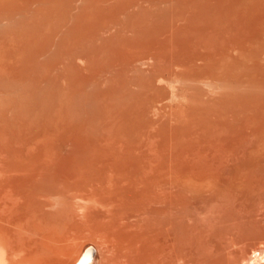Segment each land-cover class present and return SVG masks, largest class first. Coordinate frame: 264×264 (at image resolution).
<instances>
[{
  "label": "rangeland",
  "instance_id": "1",
  "mask_svg": "<svg viewBox=\"0 0 264 264\" xmlns=\"http://www.w3.org/2000/svg\"><path fill=\"white\" fill-rule=\"evenodd\" d=\"M260 5L261 7H263L261 8ZM247 9H249L250 11H247ZM263 22L264 0H1L0 43L1 46L3 43L4 47L0 46V51L2 50L0 55L4 57V50H6L7 46L8 50L5 51L6 59L5 57L4 59L6 61H4L3 57L0 56V58H2L0 59V63L2 67L3 60L6 64V67L4 68H7V66H9L10 68L8 67L6 71L3 67L0 69V73L2 76H0V94L2 95L3 93H9V95H3L7 98L8 96L16 97L15 100H17L18 103H15V101L11 98L10 100H13L14 103L6 100L9 103H12L9 104L10 106L16 104L14 106L15 108L13 107L16 111L21 110H17V106H19V101L21 99L22 100L20 102L23 103V100H26L29 103V101H33L38 98L34 101L35 103H37V108L35 107V105L31 107L30 102L29 107L31 109L34 107V109H38L36 112H33V109V113L31 114H29V111L27 112V110L25 109L26 113L25 111L23 112L25 114L22 113L23 115H16V112L14 111V109H12V106L10 108L5 107L8 105V102L6 103L7 105H5L4 102L5 109L2 110L0 107V116L2 115L1 111H3L4 114L6 113V115L3 114V116H5L4 120L3 116L0 117L3 120L0 121L1 162H4V158L5 161H7L6 158H8L9 160H11L10 158H13V160H18L17 158H19L20 160L29 159L30 161L34 158H46L49 156L54 158L53 161L57 160L60 162L61 160L63 164L68 163L69 166V162H71L73 163L72 166L75 167L78 164L79 166L81 163L84 164L88 160L92 159L93 161V158H102V156L108 158L118 157L121 159H124L123 157H126V160L132 159L134 160V162H136V159L139 161V158L140 160L147 158L149 162V158H156L157 156L163 157V155L165 157L166 155L171 157L177 156L179 159H183V162L185 159H189L191 160V166H194L192 165L194 164V162L199 161L198 164L196 163L198 165V170L194 169V171H197L198 173H200L199 171L203 173L206 172V175H211L208 178H210L212 182V179L214 178L215 181L217 180L219 183L218 184L217 182H213L215 188L213 184V186L211 185V181H209L208 178V180H206V178L204 177L202 178L206 180L210 184V186H212V191L215 192L219 188H222V191L220 190L214 193L211 191V188L210 190L206 188L207 190L203 189V193L201 192L199 195H197L196 193V197L193 195L196 191L193 190L191 191V194H185L186 197L189 195V198L183 197L184 194L181 195L183 191L182 193L179 191L181 194H177L179 195L177 198H181L182 200L180 201H188L190 203L189 205L187 203V205H184L183 203L184 206L182 205V203H180L181 207L179 208V210L172 209L169 213L173 217H168L170 215L169 213V215L166 213L165 215L164 213H157L155 215L156 219H150V222H146V220L148 219H143V217H141L140 219H138L139 222L141 220L140 223H138L137 220L136 223H134L135 225L133 224L130 227L135 226V230L137 229V231L146 232L149 227L153 228V230L155 226L156 228H158L157 225H160V220H164V218L166 219L165 221L167 222L166 225L168 228L170 227V221L171 223L173 221L174 225L171 224L172 227H170L169 230L162 229V231L158 233L159 230L155 228L158 234H165L169 232L171 238L175 237V241L173 238L171 239V249L169 248V251L171 252H167L166 250L167 259L170 258V256L173 257L170 254L174 255V258L172 259H175L178 254H186L183 256L179 255V257H183L184 259H187L188 257L189 260H187L189 262L191 261L195 264H201V259H205L207 254V256H209L210 253L214 251L210 250L211 252H209V248L214 249L215 247H219V249H221L222 247H224V245L226 246V244H228L226 247H224L226 248L224 251L228 250V246L229 244L231 245V243L229 242V238L226 233L227 231L232 232L230 231L232 229H234L233 231L238 230L236 233L242 231V228L244 226L242 225L244 224L243 221H246L244 217L247 218V216L253 215L251 216V219L248 217L249 221L245 222L248 223L247 225H250V231L251 227L252 230H255L256 227L260 229L264 227V172L263 170H261L262 173H260L261 171L259 170V166H257L259 167L258 169L256 168V165L260 164V166L262 167L263 165L261 163L264 164V127H262L264 126V90H262V84H264V74H262L264 73ZM255 27H258L259 30L255 29ZM248 30H250V32ZM256 30L260 32L259 35ZM238 34H240V36ZM255 34L258 36H260L261 34L262 36L258 37ZM254 38L256 41L254 40ZM241 41L243 44L241 43ZM239 43L241 45H238ZM237 46H241V48L237 49ZM257 47L258 49H256ZM251 50L254 51L252 52ZM249 52L251 53L249 54ZM238 53L239 55H237ZM221 58L226 59L224 60L225 63L224 61H220V63H218ZM230 59L234 60L232 61L234 67V64H237L238 62L236 63V61H239V59L241 62L239 63L243 65L247 64L246 61L251 60V63L248 61L250 67L254 62L256 63H254V67L251 68L246 66L244 67L242 65H240L239 69L233 68L230 73H233V75L229 76V70L231 69L230 66L233 67L230 64ZM226 61L230 63L228 64V62ZM256 64H258V66L260 64L261 67L259 66V70L256 69L255 72L252 71V68H254V70L255 66L256 68H258ZM247 68L251 71L247 70ZM11 69L12 73L10 72L9 75H16L14 78L13 76L9 77L8 73L6 74L7 70L11 71ZM225 72H228V74H226ZM220 73L223 75H221ZM224 73L226 75L225 78L229 76L228 79H233L226 80L223 77ZM3 74L6 75L4 77H8V79L12 78L13 81L12 79L8 80L7 78H4ZM247 74H254L255 76H253V78ZM245 75L248 77V80H250L251 78L257 79V81L254 80V82L259 83L260 89L258 86V88L256 87V89H259V91L254 88L247 87L245 80L241 81L242 84L244 83L243 85L240 83L241 85L239 84L237 86V79L243 80L245 79ZM221 77L224 79H221ZM229 81H233L234 84L236 82V86L231 82L230 86ZM222 83H224L225 85H222ZM257 83L255 84V86L258 85ZM226 84L227 86H229L226 87ZM230 87H233V89ZM248 88H251L252 90L250 91L252 92L246 93L249 94L247 95L249 97L246 99H252L251 101L254 105L251 104V107L247 109V107L250 106L248 104V106L244 109L242 108L243 105H246L248 102L246 101V99H243L245 100L244 102H247L246 104H244L241 97H243L245 94L243 96L240 95L245 93L243 89L248 90ZM250 94L252 95V97L250 96ZM3 95L2 98L5 99ZM17 97L18 99L19 97L21 99L18 100ZM239 97L241 99L240 102H242L243 105L238 104L237 101L239 100L233 101L231 99H237ZM229 101L233 102L231 103ZM1 104L2 103L0 101V105ZM240 106L241 108H239ZM10 109H12L11 112ZM28 110L30 109L28 108ZM59 115H61V117ZM15 119L16 121L14 122L13 120ZM5 120H7L6 124L2 125V122L5 123ZM5 125L7 126V128ZM55 156H57V158ZM145 159L142 161L144 162ZM49 160H51V158H49ZM186 163L185 165H188L187 167H189L187 168V171H189V169L191 168L190 163ZM250 165H253V167L255 165L254 168H251V171H254L252 169L256 168V171L258 170V174H256V172L250 174V169H247L248 167L250 168ZM56 168L57 169L49 168L50 170L48 169L49 171L44 174L46 177L42 175L47 181L45 179H42V176V178L36 181V184L38 181H41L38 182V186L36 185L37 189L40 190L42 188L41 190H43L44 188V191L45 189L47 191L50 190L48 191L49 193L51 192L52 194L56 195V193L54 192H61L62 189H65L61 188L63 187L62 185L64 183V187H67L68 182H73V180H75H71L72 178L70 176V179H67L71 181L67 180L65 178L67 177V175H65V177H62V172H65L63 170L65 168ZM60 168L61 173L60 170L58 172V169ZM53 170H57V172ZM70 171L71 169L67 170L66 172L70 173ZM194 171L191 170L188 174L190 175V172ZM197 172L191 173L192 176H190L193 177V175ZM258 175L260 177H258ZM250 177L253 181L256 182H251L252 180ZM253 178H255V180ZM249 180L255 186V188L258 184L260 185H258L259 187H262H257L256 191H252L253 189L250 187L254 188V186L249 182ZM248 182L250 185L247 184ZM92 185H94V187L102 186L104 188L103 190H100L102 187L99 188L100 193L97 192L98 188L95 189L97 193L95 195V198H91V195L87 196L89 199L87 198L83 200H80L79 198H74L73 200L72 198V203L69 200L70 196L68 199L67 195L69 194L65 193L68 189H65L66 191L64 190V193L62 194L61 192V194L63 196H65L66 194L65 197H67L69 201L66 198L63 199L62 195V200L60 201L58 199L60 198V192L56 195H59V197L57 198L58 200L54 199L56 197L55 195L53 196L50 193L54 197L52 198V196L49 194L52 199L50 198L49 205L46 207L45 212L47 213H44L45 218H42V220H44L42 222L43 225L47 220V217L48 219L50 218L49 221L53 219L49 217L52 215L50 213L54 212L55 214H57V217L59 216L58 220L56 219V216V218H54L55 220H52V223H55L57 225V221L61 219V221H63L64 214H66V212L68 211L66 216L68 217V213H70L68 217L69 220L68 218L66 220H68L67 222H69L71 218V223L75 224L76 227L71 230V223L68 224L70 226L69 229L71 232L69 234L67 231L69 236L67 238V241H63L65 242V246H62L59 249L60 254L64 251L61 255L59 253H56V255H54V253L50 255L48 254V256L44 253L42 255V257L47 256V261L45 258L46 264H51L53 262L55 264V261L58 259H56V256L59 257V261L63 260L60 262V264H65L63 262H67L68 259L66 258L74 253L73 248H75V245H77L78 243L86 244L85 247L88 248L87 250L92 251L90 259L85 264H89L90 261L91 264H101L103 262V258L106 256V248H108V244L104 242L105 240L101 237L103 235V231L101 232V229H98L96 232L94 231L95 233L93 234L92 228L98 225L101 226L102 224L103 227L100 228H102L104 232L108 233L110 232V230L111 232H113L115 229H118V217H120L119 214L122 213V210H120V212L118 208H111V211L113 213L111 214L112 216L110 215L109 217L110 209L108 210V212L107 207H104L105 209L103 210V207H100L97 201L96 204L94 203L95 200H97L96 197H100L99 194H104L102 199L103 201H109V195L111 197L113 194H115L114 197H111V199L115 198L116 194L118 196V189H116L117 191L115 192V188L117 187L112 186L107 188L106 185L99 186L98 183L97 185L95 183H93ZM216 186H218L219 188L217 187L216 189ZM239 186L241 187V189L239 188ZM89 187H87L88 192H92V190L94 189L91 190L90 185ZM223 187L224 189L232 188L233 190H229L231 191V195H229V192L226 193V191L223 193ZM188 190L189 188L186 189V193ZM85 192L87 191L85 190ZM197 192L200 191L198 190ZM220 192H222L223 195H219L218 193ZM204 193H208V195L213 196L212 199L214 200L215 198V200L213 201L211 197H207L208 195ZM86 194L88 195V193ZM202 194H204V196H202ZM218 196L224 198L223 200L220 198V201L222 202L218 200ZM235 196H237V199L235 198ZM104 197L107 199H104ZM216 198L219 205H217L216 203ZM75 199L76 201L80 202H74ZM185 199L188 200L185 201ZM189 199L191 200L189 201ZM225 199L228 200L226 201ZM204 200L205 202H203ZM6 201L10 202L12 201V199H7ZM60 202L63 205L65 204V206L60 204ZM69 202L71 203V205ZM210 202H212L213 204H210ZM57 203H59V205H57ZM66 203H69V205ZM77 203H79V205ZM92 203L94 206H91ZM145 204L146 203H143L141 206H139V208L143 207L144 210V208H150V206L152 207L153 205L149 204L148 206L147 204L146 206ZM214 204L217 206H214ZM81 205L83 207H80ZM207 206L212 207H210L211 209L209 210V207L208 209H206ZM48 207H50V210L52 211L48 209V212ZM62 207H65V209L69 208L72 213L68 209L65 211ZM213 207H215L216 209H214ZM228 207L229 210L227 209ZM70 208H74V210ZM55 209H58V211ZM116 209L119 212L116 211ZM140 209L142 210V208ZM183 209H186L187 211ZM190 209L194 211V213L190 212ZM222 209H226L228 213L226 211L225 212L229 216V212H231L230 210H232V217L230 216V218L229 216L225 215L223 212L224 210L222 211ZM211 210H217L215 211L217 214L215 212L213 214ZM240 210L242 211V213ZM245 210H250V212L247 211L246 215ZM64 211L65 213H63ZM74 211L77 212L75 213ZM236 211H239L240 214ZM117 212L119 213L118 216L116 214ZM199 212V217H197V214L195 213ZM48 213L49 215L47 216ZM58 213H62L61 216L58 215ZM103 213L105 214L103 215ZM222 213L226 217L224 215L222 216ZM55 214H53V216ZM72 214L74 215V219L72 218ZM101 214L104 217H102L103 219L101 218ZM107 214L108 217L106 216ZM205 214H207V216ZM208 214L210 215L208 216ZM200 215H202L203 218H200ZM259 215L260 218L258 217ZM160 216H162L163 218H160ZM216 216L218 217V219ZM207 217L210 219V221H212L211 224ZM236 217L243 218L244 220L241 222L239 220H236ZM157 218L159 219V222L155 223L154 221H157ZM175 218H178V220ZM190 218L192 219V221L194 218L195 220L191 222ZM167 219H170V221H167ZM214 219H217L218 222H216ZM107 220H111L110 226H113L111 228H115L114 230L110 228V226L108 225L109 222ZM181 220V223L184 222V224H188L186 225L188 229L192 227L190 229H194L195 231L193 230V233L191 234V231L189 230L188 236L185 233L184 235H182L181 230L184 229L182 227H185V225L182 224L183 226L180 227L181 223L178 222H180ZM229 220L231 222L233 221L232 223H235L233 224L234 226ZM49 221L48 224L46 222L47 225H49ZM106 221L107 223H104ZM142 221L143 226L141 227L143 229H141L140 227ZM165 221H162L164 223H161V225H164ZM203 221L207 224L205 225ZM207 221L209 222V224ZM238 221L239 223H237ZM113 222L117 223L115 227V223L114 225H112ZM219 222H221L223 225ZM83 223L85 224L84 227ZM86 223H89V226H93L90 224H94V226L91 228ZM150 223L154 224L155 226H151ZM251 223L253 225L255 224V226L253 227ZM146 224H149V227H147ZM47 225H45L46 228ZM53 225L54 224H52V226ZM60 225L62 226L63 224L60 223L59 226ZM68 225L65 226L64 223L65 228H68ZM212 225L214 227H212ZM240 225H242V228H239ZM105 226H109L108 228L110 229H106V231L104 229L106 228ZM196 226L198 230L200 228V230L203 231L201 232L203 233V236L206 234V239L203 236L201 237L208 242L206 241L205 243V241L201 238L204 243L202 241V243L200 242V244H198L199 242H196L197 244H194V241H199L200 239H196L195 236H192L197 232V235L199 237L200 231L198 232V230L195 229ZM55 227V225L54 227H51L50 223V229ZM60 227H58L59 229L56 228L58 230V232H56L58 234L59 232H62L60 234L62 235L64 234V231L66 232V229L60 230ZM62 227L61 229H63ZM144 227H146V230H144ZM42 228L45 227L43 226ZM49 228L47 229L48 231H50ZM216 228L219 229V231L223 230L222 233L217 232ZM94 229L96 228H93V230ZM244 230L246 231L247 229ZM174 231L175 233L179 234L175 235ZM183 231H185V229ZM211 231L217 232V235L220 233L219 237L217 235H214L215 233ZM247 231L249 232V230ZM257 231H259V229ZM45 232L47 231L45 230ZM260 232H262V234L264 233L263 231ZM96 233L100 234L99 237H101L102 240L98 237V235H96ZM211 233H213V235ZM233 233L235 232H232V234L229 233V235L234 238L236 237V239H240L238 238V235L242 234L243 231L238 235L236 233L233 235ZM189 234H191V236ZM221 234L226 239L223 237L221 238ZM258 234L260 235L259 232ZM179 235L182 237L186 236L187 238L189 236L192 238L194 237L196 240L194 238V241L193 239H187L188 241H190V244H188L189 242L187 243V240L185 238L183 239L182 237L180 238ZM208 235L211 237H209ZM248 235L250 237L251 232H249ZM256 236L254 235L253 237L256 238ZM177 237L180 238V240L183 239L184 242H186H181ZM249 237L246 236L247 240H252L253 237L251 236V239ZM257 237L259 238V236ZM39 238L40 236L38 235V239ZM215 238L217 241L215 240ZM219 238L222 239L219 240L220 243L218 242ZM77 239L80 240L78 241ZM223 239L226 242H224ZM75 240L78 241L76 242L77 244L74 243ZM191 241H193L194 243L192 242L193 244H191ZM209 242L211 245L214 244V246L216 244V246L214 247L212 245L211 247ZM18 243L20 244L22 242ZM177 243L178 245H180L179 249H177ZM181 243H183V245ZM207 244L209 245V247ZM189 245H192L191 248ZM193 246L195 247L192 248ZM196 248H200V251H198V249ZM203 248L204 252L201 251ZM34 250V248L29 247V249L25 250V255L23 254V252H21L22 254H19V258L24 257L29 253L37 254V252ZM70 250L71 252H69ZM172 250H174L175 253L178 252L177 250H180L181 253L179 251L175 254ZM196 250L201 254L195 253L197 252ZM221 250H223V248ZM103 252L105 253V255L103 254ZM258 253L259 252L253 254L252 256L255 257V255ZM202 254L203 257L201 256ZM198 256L199 258H197ZM209 257L206 258V262H210ZM58 260L56 261L57 264H59ZM176 260L178 261V256L177 259L173 261L176 262ZM103 264L105 263L103 262Z\"/></svg>",
  "mask_w": 264,
  "mask_h": 264
},
{
  "label": "bare ground",
  "instance_id": "2",
  "mask_svg": "<svg viewBox=\"0 0 264 264\" xmlns=\"http://www.w3.org/2000/svg\"><path fill=\"white\" fill-rule=\"evenodd\" d=\"M1 1V0H0ZM166 1V0H165ZM216 1V0H215ZM255 1V0H254ZM191 2V1H190ZM232 2V1H231ZM235 2V1H234ZM251 3V2H250ZM5 4V3H4ZM253 4V3H252ZM257 4H258V2H257ZM194 5V4H193ZM228 5V4H227ZM192 7V6H191ZM260 7H261V5H260ZM263 7V6H262ZM261 7V8H262ZM204 8V7H203ZM254 8V7H253ZM41 9V8H40ZM39 9V10H40ZM210 9V8H209ZM245 9V8H244ZM53 10H54V8H53ZM230 10V9H229ZM235 10V9H234ZM257 10V9H256ZM209 11V10H208ZM243 11V10H242ZM247 11H250L249 9H247ZM252 11V10H251ZM38 12V11H37ZM183 12V11H182ZM202 12V11H201ZM254 12V11H253ZM52 13V12H51ZM9 14V13H8ZM95 14V13H94ZM192 14V13H191ZM248 14V13H247ZM251 14V13H250ZM52 15V14H51ZM255 15V14H254ZM257 15V14H256ZM186 16V15H185ZM195 16V15H194ZM203 16V15H202ZM250 16V15H249ZM222 17V16H221ZM259 17V16H258ZM262 17V16H261ZM248 18H250V17H248ZM260 18V17H259ZM95 19V18H94ZM201 19V18H200ZM253 19V18H252ZM210 20V19H209ZM208 20V21H209ZM217 20V19H216ZM189 21V20H188ZM194 21V20H193ZM204 21V20H203ZM239 21V20H238ZM249 21V20H248ZM262 21V20H261ZM196 23V22H195ZM264 23V22H263ZM27 24V23H26ZM199 24V23H198ZM2 25V24H1ZM22 25V24H21ZM183 25V24H182ZM193 25V24H192ZM197 25V24H196ZM248 25H250V24H248ZM260 25V24H259ZM31 26V25H30ZM236 26V25H235ZM253 26V25H252ZM21 27V26H20ZM154 27V26H153ZM246 27V26H245ZM260 28V27H259ZM247 29V28H246ZM245 29V30H246ZM255 29H258V27H255ZM30 30V29H29ZM229 30V29H228ZM259 30V29H258ZM137 31V30H136ZM224 31V30H223ZM249 32H250V30H248ZM257 31V30H256ZM153 32V31H152ZM252 32H253V30H252ZM258 32V31H257ZM157 33V32H156ZM256 33V32H255ZM259 33L260 32H258V35H259ZM147 34V33H146ZM174 34V33H173ZM248 34V33H247ZM253 34V33H252ZM21 35V34H20ZM155 35V34H154ZM175 35V34H174ZM239 36H240V34H238ZM256 35V34H255ZM258 35H256V36H258ZM19 36V35H18ZM253 36V35H252ZM260 36H262L261 34H260ZM260 36H258V37H260ZM197 37V36H196ZM254 37V36H253ZM7 38V37H6ZM14 38V37H13ZM243 38H245V37H243ZM11 39V38H10ZM22 39V38H21ZM178 39V38H177ZM191 39V38H190ZM249 39H250V37H249ZM258 39V38H257ZM261 39V38H260ZM254 40H255V38H254ZM19 41V40H18ZM24 41V40H23ZM256 41V40H255ZM11 42H14V41H11ZM263 42V41H262ZM235 43V42H234ZM238 43V42H237ZM241 43H242V41H241ZM248 43V42H247ZM171 44V43H170ZM236 44V43H235ZM243 44V43H242ZM256 44V43H255ZM258 44V43H257ZM11 45V44H10ZM173 45V44H172ZM238 45H241L240 43L238 44ZM263 45V44H262ZM261 45V46H262ZM0 46H1V43H0ZM6 46V45H5ZM236 46V45H235ZM255 46V45H254ZM261 46H260V48H261ZM264 46V45H263ZM1 47H4L3 46V43H2V46ZM1 47H0V49H1ZM15 47V46H14ZM164 47V46H163ZM171 47V46H170ZM169 47V48H170ZM248 47H249V45H248ZM259 47V46H258ZM258 47L256 48V49H258ZM167 48V47H166ZM236 48V47H235ZM234 48V49H235ZM238 48H241V46L240 47H238L237 46V49ZM244 48V47H243ZM151 49V48H150ZM4 50V49H3ZM6 50H8V46L6 47ZM6 50H4V54H3V52H2V54L4 55V57H5V51ZM174 50V49H173ZM2 51V50H1ZM1 51H0V53H1ZM132 51V50H131ZM244 51V50H243ZM247 51V50H246ZM249 51V50H248ZM252 51V50H251ZM254 51V50H253ZM252 51V52H253ZM10 52V51H9ZM125 52V51H124ZM258 52V51H257ZM257 52H255V53H257ZM122 53V52H121ZM129 53V52H128ZM145 53V52H144ZM240 53V52H239ZM239 53L237 54V55H239ZM251 52H249V54H250ZM119 54V53H118ZM118 54H117V56H118ZM173 54V53H172ZM243 54V53H242ZM246 54V53H245ZM163 55H165V54H163ZM259 55V54H258ZM0 56H2V55H0ZM127 56H128V54H127ZM135 56V55H134ZM246 56V55H245ZM3 57V56H2ZM4 57H3V60L4 61H6L5 59H6V57H5V59H4ZM235 57V56H234ZM241 57V56H240ZM242 57H244V56H242ZM256 57V56H255ZM134 58V57H133ZM239 58V57H238ZM254 58V57H253ZM257 58V57H256ZM0 59H2V58H0ZM118 59V58H117ZM222 59V58H221ZM219 60V62L218 63H220V61H224V60H226V59H222V60ZM243 59V58H242ZM249 59H251V58H249ZM2 60V63H3V65H2V67L4 68V67H6L5 65V62ZM228 60V59H227ZM231 60V61H230ZM229 61L231 62H228V61H226V62H228V64L230 63L232 66H233V62L232 61H234V60H232V59H230ZM246 60V59H245ZM127 61H129V60H127ZM242 61V60H241ZM244 61V60H243ZM249 61V60H248ZM248 61H246L247 62V64H245V65H243V64H240L241 62H240V59H239V61H236V63L237 64H234L235 65V67L233 66V67H231L230 66V72H229V76L230 75H233V73L232 74H230L231 73V71H232V69L233 68H240V65H242V66H246V67H250V65H249V63H248ZM1 62V61H0ZM240 62V63H239ZM250 63H251V60L249 61ZM258 62H259V60H258ZM10 63V62H9ZM224 63H225V61H224ZM235 63V62H234ZM242 63H245V62H242ZM252 63H253V61H252ZM254 63H256V62H254ZM254 63H253V65L251 66V67H254ZM223 64V63H222ZM217 65V64H216ZM224 65V64H223ZM223 65H221V66H223ZM236 65H237V67H236ZM257 66H258V64H256ZM264 65V64H263ZM259 66H260V64H259ZM258 66V68H256V66H255V70H254V68H252V71H255L256 72V69L257 70H259V68L261 67H259ZM1 67V63H0V69L2 68ZM9 66H7V68H8ZM217 67V66H216ZM218 67H219V65H218ZM250 67V68H251ZM7 68H4V70L6 71V69ZM10 68V67H9ZM24 68V67H23ZM13 69V68H12ZM12 69H11V71H8L7 70V72H6V74L8 73V75H9V73L11 72L12 73ZM3 70V69H2ZM247 70H250V69H248L247 68ZM247 70H245V71H247ZM262 70V69H261ZM251 71V70H250ZM2 72V71H1ZM249 72V71H248ZM5 73V72H4ZM226 74H228V72H225ZM225 73H224V78H225ZM242 73H243V71H242ZM257 73H258V71H257ZM262 73V72H261ZM261 73H259V74H261ZM217 74V73H216ZM215 74V75H216ZM221 74V73H220ZM252 74V73H251ZM251 74H247V75H250V77H253V76H255L254 74L253 75H251ZM256 74V73H255ZM262 74H264V73H262ZM14 74H12V75H9V77L10 76H13ZM221 75H223V74H221ZM0 76H1V73H0ZM4 76H6V75H4L3 74V77ZM16 76V75H15ZM15 76H13V78L15 77ZM217 76V75H216ZM229 76L228 77H226L225 79L227 80L228 78H229ZM259 76H261V75H259ZM2 77V76H1ZM1 77H0V79H1ZM18 77V76H17ZM19 77H21V76H19ZM218 77V76H217ZM262 77H263V75H262ZM4 78H7L8 79V77H4ZM3 78V79H4ZM224 78H222L221 77V79H224ZM232 78V77H231ZM248 77L245 75V79H243V80H241V79H237V86L241 83V81H244L245 80V83H246V86L247 87H251V88H254V89H256V87L258 86L259 87V89H260V86H259V83H257V82H254V80L255 81H257V79L255 78V79H253V78H251L250 80H248L247 79ZM12 79V78H11ZM11 79H8V80H11ZM15 79H17V78H15ZM14 79V80H15ZM218 79V78H217ZM233 79V78H232ZM232 79H228V80H232ZM21 80V79H20ZM226 80H225V82H226ZM253 80V81H252ZM12 81H13V79H12ZM234 81H235V78H234ZM260 81H261V77H260ZM233 83V81H229V83ZM258 82H259V80H258ZM263 82V81H262ZM16 83V82H15ZM231 83L229 84L230 86H231ZM258 84V85H256L255 86V84ZM224 83H222V85H223ZM228 84V83H227ZM227 84H226V87H228L227 86ZM234 84V83H233ZM235 84H236V82H235ZM234 84V85H235ZM242 84V83H241ZM240 84V85H241ZM244 84V83H243ZM242 84V85H243ZM225 85V84H224ZM59 86V85H58ZM233 86V85H232ZM236 86V85H235ZM262 86H263V88H262V90H264V84H262ZM261 86V87H262ZM225 87V86H224ZM234 87V86H233ZM233 87H230V88H232L233 89ZM241 87V86H240ZM257 87V88H258ZM1 88V87H0ZM7 88V87H6ZM245 88V87H244ZM251 88H248V90L247 89H243L244 90V92L245 93H243V90H242V93L243 94H241L240 96H243L244 94L246 95H244L243 97H241L242 98V100L243 99H246V98H248L249 96H247V95H249V94H246V93H249V92H252V91H250V90H252ZM239 89V88H238ZM253 89V90H254ZM259 89H256L257 91H259ZM60 90V89H59ZM228 90V89H227ZM237 90V89H236ZM245 90H247V91H245ZM231 91H233V90H231ZM23 93V92H22ZM235 93V92H234ZM4 94V93H3ZM2 94V95H3ZM258 94V93H257ZM1 95V94H0ZM2 95L0 96V101H1V105H0V107H1V109L3 110V109H5L4 108V106L5 105H7L6 103L9 101H11V102H13L14 103V101H15V103H18V101L17 100H15L16 99V97L14 98V97H10V96H8V98L6 97V96H4V95H9V93L8 94H4L3 96H4V98L5 99H3L2 98ZM11 95V94H10ZM59 95V94H58ZM231 95V94H230ZM229 95V96H230ZM237 95V94H236ZM60 96V95H59ZM250 96L252 97V95L250 94ZM10 98L11 99H13V100H10ZM55 98V97H54ZM60 98V97H59ZM230 98V97H229ZM17 99H18V97H17ZM21 98L19 97V99L18 100H20ZM38 98H36L35 100H37ZM233 101H237V100H239V101H237L238 102V104H242V102L244 103V104H246L247 102V104L246 105H243V107L242 108H246L247 106H248V104L250 105L249 107H247V109L248 108H250L251 107V104H253L252 103V99H246V101L247 102H244L245 100H243L242 102H240L241 101V99H240V97L239 98H237V99H235V98H231ZM231 99H229V100H231ZM235 99V100H234ZM6 100H8V101H6ZM22 100V99H21ZM20 100V101H21ZM33 100V99H32ZM35 100H33V101H29V103H28V101H26V100H23L24 102V104L22 103V102H20L19 101V106H17V110L18 109H21L20 111L18 110V111H16L14 108V106L16 105H11L12 106V109H14V111L16 112V115H23V114H25L26 113V110H27V112L29 111V114H31V113H33V112H36L38 109H34L36 106H37V103H35L34 101ZM3 101V102H2ZM233 101H229V102H233ZM251 103H250V102ZM4 102H5V105H4ZM8 102V105L7 106H5V107H11L9 104H12V103H9ZM25 102H27V103H25ZM30 102H31V105H30ZM35 104H34V103ZM56 102H57V100H56ZM71 102V101H70ZM194 102V101H193ZM236 102V103H237ZM258 103V102H257ZM21 104H23V105H21ZM57 104V103H56ZM237 104V105H238ZM21 105V106H20ZM29 105L31 106V107H33V105H35V107L34 108H30L29 107ZM59 105V104H58ZM241 105V106H242ZM254 105V104H253ZM26 106V107H25ZM241 106L239 107V108H241ZM258 106V105H257ZM263 106V105H262ZM261 106V107H262ZM3 107V108H2ZM14 107V108H13ZM22 107V108H21ZM30 109V110H28V108ZM58 107V106H57ZM37 108V107H36ZM237 108V107H236ZM0 109V110H1ZM12 109H10V112H11V110ZM23 109V110H22ZM26 109V110H25ZM34 109V111L32 112V110ZM55 109H56V107H55ZM8 110V109H7ZM6 110V111H7ZM237 110V109H236ZM256 110V109H255ZM262 110V109H261ZM9 111V110H8ZM22 111V112H21ZM25 111V113H23ZM249 111H251V110H249ZM2 112V115L1 116H3V114H4V112L3 111H1ZM20 112V113H19ZM18 113V114H17ZM23 113V114H22ZM70 113V112H69ZM68 113V114H69ZM11 114V113H10ZM60 114V113H59ZM4 115H6V113L4 114ZM191 115V114H190ZM0 116V117H1ZM60 117H61V115H59ZM253 116V115H252ZM251 116V117H252ZM4 117L5 116H3V120H4ZM13 117V116H12ZM16 117H19V116H16ZM263 117H264V115H263ZM6 118H7V116H6ZM56 118H57V116H56ZM59 118V117H58ZM259 118V117H258ZM14 119V118H13ZM60 119V118H59ZM62 119V118H61ZM65 119V118H64ZM192 119V118H191ZM190 119V120H191ZM2 120V118H0V121H3ZM14 122L16 121V119L15 120H13ZM13 121H12V123H13ZM5 123H3L2 122V125L3 124H6V122H7V120H5L4 121ZM59 122V121H58ZM57 122V123H58ZM260 122V121H259ZM9 123V122H8ZM17 123V122H16ZM15 123V124H16ZM249 123V122H248ZM21 124V123H20ZM255 124V123H254ZM249 125V124H248ZM263 125V124H262ZM6 126V125H5ZM7 126H8V124H7ZM7 126H6V128H7ZM196 127V126H195ZM194 127V128H195ZM262 127H264V126H262ZM51 128V127H50ZM56 128V127H55ZM19 130V129H18ZM255 130V129H254ZM263 133V132H262ZM261 133V134H262ZM16 135V134H15ZM22 135V134H21ZM58 135H59V133H58ZM176 135V134H175ZM16 137V136H15ZM19 137V136H18ZM83 138V137H82ZM262 139V138H261ZM46 140V139H45ZM77 140V139H76ZM79 140V139H78ZM263 140V139H262ZM85 142V141H84ZM77 143V142H76ZM45 146V145H44ZM81 146V145H80ZM261 146V145H260ZM42 148H44V147H42ZM44 151V150H43ZM49 151H50V149H49ZM104 151V150H103ZM258 151V150H257ZM260 153V152H259ZM44 154H46V153H44ZM96 154V153H95ZM94 154V155H95ZM39 155V154H38ZM52 155V154H51ZM93 155V156H94ZM128 155V154H127ZM126 155V156H127ZM100 156V155H99ZM120 156V155H119ZM54 157V156H53ZM56 158H57V156H55ZM96 157V156H95ZM135 157H137V156H135ZM145 157V156H144ZM173 157V158H172ZM167 156L166 155V157L163 155V157H156V158H149L150 159V161L148 162V159L146 158H144L145 159V161L143 162L142 160H144V159H142V160H140V158H139V161L136 159L135 161L136 162H134V160H132V159H127L126 160V157H123L124 159H121V158H118V157H110V158H108V157H103L102 156V158H100V157H97L96 159L95 158H93L94 160L92 161V159L91 160H88L87 162H85L84 164L83 163H81L80 164V166H79V164L77 165V166H72L73 165V163H71V162H69L70 163V166H72V167H70L69 165H68V163H65V164H63L62 162H61V160H60V162L59 161H57V160H54L53 161V159L54 158H52V157H42V158H34L33 160H30L29 161V159L28 160H20L19 158H17L18 160H13V158H10L11 160H13V161H11V160H9L8 158H6L7 159V161H5V158L3 159L4 160V162H5V164H4V162L2 163L1 161L2 160H0V166H4L3 168L2 167H0V264H46V261H47V256H48V254L50 255V254H53L54 253V255H56V253H59V249L62 247V246H65L64 245V243L65 242H63V241H67V238H68V236H69V234H70V226H71V230L73 229V228H75L76 227V225L75 224H73V223H71L72 221H71V218H70V221L69 222H67L68 220H69V215H70V213H68L69 215H68V217L66 216L67 215V212H66V214H64V219H63V221H61V220H59V221H57V225L55 224V223H52V220H55L54 218H56L57 216V214H55L54 212H52V213H50V214H52L51 216H49V217H51V219L52 220H50L49 221V219H48V217L46 218L47 220L44 222V225H43V221L44 220H42V218H45V214L44 213H47V212H45V210H46V207L49 205V201H50V198H51V196L53 195H55V194H52L51 192V194L48 192V191H50V190H46L45 189V191H44V188H43V190H39V189H37V187H36V185L37 184H39L38 182H41V181H38L37 182V184H36V181L37 180H39L40 178H42V179H45V173L46 172H48L51 168H54V169H57L56 167H63V168H65V169H63L65 172L67 171V170H69V169H71V171H70V173H68V172H62V177L64 176L65 177V175H67V177H65L66 179L67 178H69L70 179V177L72 178L71 180H73V179H75V180H73V182L71 181V180H69V179H67V180H69V181H71V182H68V183H71V184H68L67 183V187L65 186L64 187V184L62 185L63 187H61V188H65V189H68L67 190V192H65V193H68L69 195H67L68 196V199H69V196H70V201H71V203H72V198H73V200H74V198H79L80 200L82 199H87L88 197L87 196H90L91 198L92 197H94L95 198V195L97 194L96 193V191H95V189L96 188H98V191L97 192H99V188H101L102 186H100V185H106L107 186V188L108 187H112V186H115V187H117V188H115V192L117 191L116 189H118V191H119V193H118V196H117V194H116V196H115V198H113V199H111V197L113 196L114 197V195L115 194H111L112 196L110 197V195H109V198L108 199H110L109 201H103L102 199H103V195L104 194H99V198L98 197H96V199L97 200H95V204L98 202L99 203V206L101 207H103V210L105 209L104 207H107V211L110 209V214H109V217H110V215L113 213L112 211H111V208H113V209H115V208H118V210L120 211V210H122V213H118L119 211L116 209V211H118L116 214H117V216H118V214L120 215V217H118V219H119V225H118V229H115V228H111V227H113V226H110V221L111 220H107L108 222H109V226H110V228L111 229H115L113 232H111V230H110V232H108V233H106V232H104V230L102 229V228H100V227H103V225L101 224V226H95V227H93L94 226V224H90V225H93V226H89L87 223V225L89 226V227H93V228H96V229H94L93 230V228H92V231H90V232H92L93 234L99 229H101V232L103 231V235L101 236L105 241L104 242H106L107 244H108V248H106L107 249V252H106V256L103 258V262L105 263V264H195V263H193V262H189L188 260V257H187V259H184L183 257H179V255H181V254H178L177 256H178V261L176 260V262L175 261H173V260H175V259H177V256H176V258L175 259H172V258H174V255L173 254H170V253H168V254H170V255H172L173 257H171L170 255H168V256H170V258H166V256H167V252H171V251H169V248H170V243H171V239L173 238H175V237H170V233L169 232H167V233H162V234H158V233H160V231H162V229L163 230H169L170 229V227H172V225H174V222L172 221V223H171V221H170V219H167V221H170V227L168 228L167 227V225H166V219L164 218V220H160L161 221V223H164V222H162V221H165V224L163 225H161V223H160V225L162 226H160V225H157L158 226V228H156V226L154 225V224H151L150 223V225L151 226H155V228L156 229H158L159 230V232L157 233V230L154 228V230H153V228H150L149 227V224H146L147 225V227H149V229H147V231L146 232H140V231H137V229L135 230V226H133V227H130V226H132L134 223H136V221L138 220V219H140L141 217H143V219H148V220H146V222L148 221V222H150L149 220L151 219H156V214L157 213H159V214H161V213H164V215H165V213L166 214H168L172 209H177V210H179V208L181 207L180 205V203H182V205H183V203H184V205L187 203L188 205H189V203L190 202H188L187 200L188 199H185V201H187V202H183V201H180V200H182L181 198H177L179 195H177V194H181L182 193V191H183V193L181 194V195H183L184 194V196L183 197H185V198H187L186 197V195L185 194H191L192 192L191 191H196L193 195L194 196H196L197 197V195H199L201 192L203 193L204 192V190H210V188H211V191H212V186L214 185V183L213 182H217L218 183V181L216 180L215 181V179L213 178H211L212 180H213V182L210 180V178H208V177H210V176H208V175H206V172H201V171H199L200 173H198L197 171H194V169L195 170H198V168H197V164L199 163V161L197 162L196 160H193V161H196V162H194V164H192V165H196L195 166V168H194V166H191V163H190V161L191 160H189V162H188V160L187 159H185L184 160V162H183V159H179L177 156ZM189 157V156H188ZM45 158V159H44ZM48 158V159H47ZM49 158H51V160H49ZM142 158H143V156H142ZM181 158V157H180ZM259 158V157H258ZM30 159H32V158H30ZM67 159V158H66ZM87 159V158H86ZM152 159V160H151ZM132 160V161H131ZM186 160H187V163H186ZM259 160V159H258ZM81 161V160H80ZM143 163H142V162ZM257 161V160H256ZM57 162H59V163H57ZM148 162V163H147ZM259 162V161H258ZM262 162V161H261ZM147 163V164H146ZM185 163L186 164H189L190 163V169H189V171H194V172H190V175H191V173H195V172H197L196 174H194L193 175V177H191L188 173H189V171H187V168H189V167H187L186 165H185ZM193 163V162H192ZM197 163V164H196ZM255 164V163H254ZM258 164V163H257ZM263 166L261 167L260 166V164L259 165H256V168L258 169L259 167L260 168H262V169H260L259 168V170L261 171V170H263V172H264V164L263 163H261ZM61 165H63V166H61ZM255 165H254V167H255ZM69 166V167H68ZM252 166V167H251ZM257 166H259V167H257ZM69 169H68V168ZM74 167V168H73ZM200 167V166H199ZM253 167V165H250V168L248 167L247 169H250V174L252 173L253 174V172H256V174H258L257 172H258V170L256 171V168L255 169H252V170H254V171H251V168H254ZM2 168V169H1ZM50 168V169H49ZM61 168L60 169H58V172H59V170H60V173H61ZM202 168V167H201ZM49 169V170H48ZM62 170V171H63ZM200 170V169H199ZM203 170V169H202ZM204 170H206V169H204ZM53 171H56L57 172V170H53ZM52 171V172H53ZM229 172V171H228ZM60 173H58V174H60ZM208 173V172H207ZM214 173V172H213ZM232 173V172H231ZM260 173H262V171L260 172ZM259 173V174H260ZM64 174V175H63ZM69 174V175H68ZM197 174H200V175H197ZM42 175H44V176H42ZM72 175V176H71ZM204 175H206V176H204ZM246 175V174H245ZM42 176V177H41ZM70 176V177H69ZM194 176H197V177H194ZM199 176V177H198ZM201 176V177H200ZM254 176V175H253ZM263 176V175H262ZM60 177H61V175H60ZM74 177V178H73ZM202 177H204V178H206V180H208L209 179V181H211V185L212 186H210V184L206 181V180H204ZM252 177V176H251ZM250 177V178H251ZM258 177H260L259 175H258ZM55 178V177H54ZM208 178V179H207ZM41 179V180H42ZM245 179V178H244ZM243 179V180H244ZM254 180H255V178H253ZM46 180V179H45ZM45 180H43V181H45ZM63 180H65V179H63ZM220 180V179H219ZM251 180H252V178H251ZM47 181V180H46ZM75 181V182H74ZM248 181V180H247ZM55 182V181H54ZM246 182V181H245ZM249 182H250V180H249ZM249 182L247 183V184H249ZM251 182H256V181H251ZM250 182V183H251ZM258 182H259V178H258ZM263 182V181H262ZM93 183H95L96 185H97V183H98V185L100 186V187H98V186H95L94 187V185H92ZM225 183V182H224ZM219 184V183H218ZM217 184V185H218ZM228 184V183H227ZM252 184V183H251ZM261 184V183H260ZM264 184V183H263ZM47 185V184H46ZM89 185L91 186V190L92 189H94V190H92V192L90 191V192H88V188L87 187H89ZM222 185H224V184H222ZM221 185V186H222ZM241 185H242V183H241ZM245 185V184H244ZM250 185V184H249ZM253 185V184H252ZM259 185V184H258ZM256 186V188H255V186H254V188L253 187H250V188H252L253 190L252 191H256V189H257V187L258 188H261V187H259V186ZM38 186V185H37ZM48 186V185H47ZM209 186V187H208ZM220 186V185H219ZM227 186V185H226ZM230 186H231V184H230ZM246 186V185H245ZM248 186V185H247ZM217 187L218 186H216V189H217ZM38 188H40V187H38ZM60 188V187H59ZM87 188V189H86ZM90 188V187H89ZM103 188L104 187H102L100 190H103ZM189 188V190L187 191V193H186V189H188ZM207 188V189H206ZM214 188H215V185H214ZM219 188V187H218ZM239 188L241 189V187L239 186ZM65 189H62V194L64 193V190ZM192 189V190H191ZM196 189V190H195ZM204 189V190H203ZM232 188H230V189H224V187H223V193L226 191V193H228L229 192V195H231L230 194V192L231 191H229V190H231ZM236 189V188H235ZM239 189V190H240ZM61 190V189H60ZM85 190L87 191V192H85ZM200 191V192H197V191ZM222 191V188L220 189H218V190H216L215 192H217V191ZM228 190V191H227ZM233 190V189H232ZM250 190V189H249ZM259 190V189H258ZM257 190V191H258ZM52 191V190H51ZM66 191V190H65ZM95 191V192H94ZM181 193H180V192ZM190 191V192H189ZM236 191V190H235ZM234 191V192H235ZM44 192H47V193H44ZM59 192L60 191H58V192H54V193H56V195H57V193L59 194ZM61 192H60V198H58L59 197V195L58 196H56L55 198L52 196V198H54L55 200L58 198L60 201L62 200L61 199ZM102 192V191H101ZM110 192H112V191H110ZM185 192V193H184ZM189 192V193H188ZM207 192V191H206ZM212 192H214V191H212ZM214 192V193H215ZM86 193H88V195L86 194ZM90 193V194H89ZM100 193V192H99ZM197 193V195H195ZM213 193V194H214ZM239 193V192H238ZM237 193V194H238ZM242 193H244V192H242ZM49 194L51 195V196H49ZM94 196H93V195ZM204 194H206V195H208V193H204ZM204 194H202V196H204ZM212 194V195H213ZM217 194V193H216ZM219 195H221L222 194V192H220V193H218ZM217 194V195H218ZM236 194V193H235ZM240 194V193H239ZM192 195V196H193ZM223 195V194H222ZM228 195V194H227ZM228 195V196H229ZM242 195V194H241ZM240 195V196H241ZM65 196H66V194H65ZM65 196H63L62 195V197H63V199L64 198H66L67 199V197H65ZM201 196V197H202ZM240 196H239V198H240ZM207 197H211V199H212V197L213 196H211V195H208ZM207 197H206V199H207ZM237 196H235V198H236ZM51 198V199H52ZM101 198V199H100ZM189 198V197H188ZM220 196H218V200L220 201ZM7 199H12V201H10V202H12V203H10V202H7L6 200ZM57 199V200H58ZM67 199V200H68ZM76 199H75V201L74 202H80V201H76ZM89 199V198H88ZM104 199H107V198H105L104 197ZM184 199V198H183ZM194 199H195V197H194ZM196 199H198V198H196ZM205 199V200H206ZM222 200L224 199V198H221ZM237 199V198H236ZM244 199V198H243ZM13 200H14V202H13ZM68 200V201H69ZM99 200V201H98ZM191 199H189V201H190ZM202 200V199H201ZM205 200L203 201V202H205ZM213 200V199H212ZM214 200H215V198H214ZM213 200V201H214ZM226 201L228 200V199H225ZM87 201H91V200H87ZM87 201H85V202H87ZM97 201V202H96ZM199 201V200H198ZM207 201V200H206ZM59 202V201H58ZM73 202V203H74ZM220 202H222V201H220ZM224 202V201H223ZM230 202V201H229ZM229 202H226V203H229ZM62 203H63V201H62ZM61 202H60V204H62ZM64 203H65V201H64ZM70 203V202H69ZM69 203H66V204H68L69 205ZM71 203H70V205H71ZM82 203V202H81ZM91 203V202H90ZM89 203V204H90ZM143 203H146L145 205L147 206V204H148V206H149V204L150 205H152V207L150 206V208H148V207H146V208H144V210H143V207H140V208H142V210L139 208V206H141ZM212 202H210V204H211ZM215 203V202H214ZM216 203H217V205H219V203L217 202V198H216ZM225 203V204H226ZM78 205H79V203H77ZM186 204V205H187ZM203 204V203H202ZM206 204V203H205ZM213 204V203H212ZM221 204H223V203H221ZM57 205H59V203H57ZM63 205V204H62ZM73 205V204H72ZM74 205H76V204H74ZM86 205V204H85ZM155 205V206H154ZM183 205V206H184ZM209 205V204H208ZM217 205H215L214 204V206H217ZM228 205V204H227ZM51 206V205H50ZM56 206V205H55ZM63 206H65V204L63 205ZM88 206V205H87ZM91 206H94L93 205V203H92V205ZM144 206V205H143ZM179 206V207H178ZM182 206V207H183ZM68 207V206H67ZM72 207V206H71ZM75 207V206H74ZM80 207H83L82 205L80 206ZM96 207V206H95ZM109 207V208H108ZM187 207V206H186ZM195 207V206H194ZM204 207V206H203ZM206 207V206H205ZM208 207H209V210L211 209L210 207H212V206H207V208L206 209H208ZM247 207V206H246ZM251 207V206H250ZM253 207V206H252ZM58 208V207H57ZM62 208H64V210L66 211L67 209L69 210V208H66L65 209V207H62ZM85 208H86V206H85ZM214 209H216L215 207H213ZM218 208H219V206H218ZM223 208V207H222ZM233 208H235V207H233ZM255 208V207H254ZM50 210L51 208L50 207H48L47 208V210ZM70 209H73L74 210V208H70ZM187 209V208H186ZM186 209H183V210H186ZM189 209V208H188ZM198 209V208H197ZM228 210H229V207L227 208ZM241 209V208H240ZM49 210H48V212H49ZM55 210H57L58 211V209H55ZM60 210V209H59ZM61 210H63V209H61ZM76 210V209H75ZM100 210H102V209H100ZM181 210V209H180ZM195 210V209H194ZM218 210V209H217ZM217 210H215V211H217ZM219 210H221V209H219ZM224 210V211H223ZM253 210V209H252ZM50 211H52V210H50ZM56 211V212H57ZM65 211L63 212V213H65ZM70 212H71V210H69ZM187 211V210H186ZM208 211V210H207ZM206 211V212H207ZM212 211V210H211ZM210 211V212H211ZM215 211H212V213L214 214V212ZM222 211L224 212V214L225 215H227L226 214V212H227V210L226 209H222ZM226 211V212H225ZM231 212H232V210H230ZM241 211V210H240ZM246 211V210H245ZM247 211H249L250 212V210H247ZM247 211H246V215H247ZM255 211V210H254ZM60 212V211H59ZM62 212V211H61ZM75 212V211H74ZM77 212V211H76ZM75 212V213H76ZM121 212V211H120ZM174 212V211H173ZM189 212V211H188ZM190 212H193L194 213V211H192L191 209H190ZM196 212V211H195ZM198 212V211H197ZM231 212H229L230 213V216L232 215V213ZM236 212H238L239 213V211H236ZM253 212V211H252ZM72 213V212H71ZM182 213V212H181ZM184 213V212H183ZM203 213H205V212H203ZM216 213V212H215ZM219 213V212H218ZM228 213V212H227ZM241 213H242V211H241ZM44 214V215H43ZM53 214H55L54 216H53ZM61 214L62 213H58V215H60L61 216ZM105 213H103V215H104ZM170 214V213H169ZM168 214V215H169ZM195 214H197L196 216L197 217H199L198 216V214H200V212L199 213H195ZM217 214V213H216ZM223 213H222V216L224 215ZM240 214V213H239ZM248 214H250V213H248ZM264 214V213H263ZM41 215H43V216H41ZM49 215V213L47 214V216ZM73 215V214H72ZM102 215V214H101ZM100 215V216H101ZM103 215L101 216V218L103 217ZM163 215V216H164ZM171 215V214H170ZM168 216V217H173L172 215L171 216ZM186 215V214H185ZM190 215V214H189ZM206 216H207V214H205ZM210 214H208V216H209ZM219 215V214H218ZM220 215H221V213H220ZM224 215V216H225ZM56 216V217H55ZM65 216H66V218H65ZM107 217H108V214L106 215ZM105 216V217H106ZM112 216V215H111ZM114 216H116V215H114ZM194 216V215H193ZM201 217L200 218H203L202 217V215H200ZM227 216H229V215H227ZM229 216V217H230ZM236 216V215H235ZM251 216H253V215H251ZM250 215L249 216H247V218L246 217H244L245 218V220L246 221H249L248 220V217L251 219L252 217H251ZM264 216V215H263ZM106 217V218H107ZM162 216H160V218H161ZM167 217V216H166ZM167 217V218H168ZM175 217H178V216H175ZM183 217V216H182ZM195 217V216H194ZM205 217V216H204ZM217 217V216H216ZM220 217V216H219ZM226 217V216H225ZM232 217V216H231ZM230 217V218H231ZM259 218H260V215L258 216ZM68 218V220H66ZM73 219H74V215H73V217H72ZM76 218V217H75ZM104 218V217H103ZM102 218V219H103ZM163 218V217H162ZM206 218V217H205ZM208 218V217H207ZM211 218V217H210ZM222 218H224V217H222ZM230 218H228V219H230ZM57 220L59 219V216L56 218ZM158 219V218H157ZM173 219V218H172ZM171 219V220H172ZM175 219H177L178 220V218H175ZM181 219H183V218H181ZM191 219V218H190ZM209 219V218H208ZM207 219V220H208ZM217 219H218V217H217ZM215 220L216 222H218V220ZM240 219H242V220H240ZM258 219V218H257ZM180 220V219H179ZM195 220V218L193 219V221ZM220 220V219H219ZM227 220V219H226ZM225 220V221H226ZM236 220H239V221H243L244 219L243 218H237L236 217ZM236 220H234V221H236ZM254 220H255V218H254ZM48 221L51 223V227H54V225L56 226L55 228H49V226H50V223H49V225H47L48 224ZM66 221V222H65ZM73 221H76V220H73ZM93 221V220H92ZM107 221L106 222H104V223H107ZM154 221V220H153ZM189 221V220H188ZM191 222H193L192 221V219L190 220ZM198 221V220H197ZM223 221V220H222ZM230 221V220H229ZM239 221L237 222V223H239ZM246 221H243L244 222V224H242V225H244L243 226V228H242V225H240L239 226V228H242V229H240V230H242L243 231V233H242V231H240L239 233H236L237 231H233L234 229H232V230H230V231H232V232H235L237 235L238 234H240V233H242V234H240V235H238V238H240V239H236V237L234 238V237H232V236H230L229 235V233H231L232 234V232H229V231H227V233H226V235H228V238H229V242L231 243V245L229 244V246H228V250H226V251H224L226 248H224V247H226L228 244H226V246L224 245V247H222L223 248V250H221V249H219V247H215L216 246V244H215V246H214V244H212L214 247V249H211V248H209V252H211L212 250H214V251H212L211 253H210V257L209 256H207L206 255V258L207 257H209L210 258V262L208 261V262H206L207 261V259L205 258H203V259H201L202 261V263L203 264H264V236H263V234H262V232H260V231H263L264 232V227L262 228V229H260V228H257L256 227V229L258 230L259 229V231H257L256 229L255 230H252V227H251V231H250V225H247L248 223H245ZM253 221V220H252ZM262 221V220H261ZM46 222H47V224H46ZM58 222H59V224L61 223V224H63L62 226H64V223H65V226H67L68 224H70V226L68 225V228L66 227L65 228V226L64 227H62L61 225V227L63 228V229H61V227L59 226V224H58ZM63 222V223H62ZM138 223H140L141 222V220H140V222H139V220L137 221ZM155 223L156 222H159V219L156 221H154ZM175 222H176V220H175ZM178 222V221H177ZM182 222V220L180 221V222H178V223H181ZM202 222V221H201ZM208 222V221H207ZM209 222H210V224H211V222L212 221H210V219H209ZM209 222H208V224H209ZM231 222V221H230ZM233 222V221H232ZM231 222V223H232ZM241 222H240V224H241ZM256 222V221H255ZM259 222V221H258ZM264 222V221H263ZM41 223H42V226H41ZM101 223V222H100ZM114 223L115 222H113L112 223V225H114ZM153 223V222H152ZM203 223H204V221H203ZM219 223H221V222H219ZM226 223V222H225ZM224 223V224H225ZM252 223H254V222H252ZM251 223V225H253ZM52 224H54L53 226H52ZM67 224V225H66ZM78 224H79V221H78ZM116 224L117 223H115V225H114V227L116 226ZM142 224V225H141ZM140 224V227L141 226H143V221H142V223ZM157 224H159V223H157ZM172 224V225H171ZM182 224H184V222L183 223H181V226L180 227H182L183 225ZM191 224V223H190ZM205 225L207 224L206 222L204 223ZM216 224V223H215ZM215 224H213V225H215ZM222 224V223H221ZM233 224H235V223H232V225ZM250 224V223H249ZM258 224V223H257ZM45 225H47V228H46V226ZM74 225V226H73ZM84 223H83V227H84ZM97 225V224H96ZM135 225V224H134ZM169 225V224H168ZM176 225V224H175ZM180 225V224H179ZM185 225V227H182V228H184L185 229V231H183V230H181V233H182V235H184V233L185 234H187V236H188V231L190 230L191 231V234L193 233L192 231L194 230V229H190V228H192V227H190L189 229H188V227L186 226V225H188L187 223H185L184 224ZM199 225V224H198ZM197 225V226H198ZM201 225H203V224H201ZM212 225V227H214ZM218 225V224H217ZM216 225V226H217ZM223 225V224H222ZM227 225H228V223H227ZM246 225H247V228H246ZM45 227V228H42V227ZM80 226V225H79ZM108 226V227H109ZM197 226H196V228L195 229H197ZM234 226V225H233ZM255 226V224L253 225V227ZM259 226V225H258ZM58 227H60V230H65L66 229V232L64 231L63 233L67 236H65L64 234H62V235H60L62 232H59V234L57 233L58 232V230L57 229H59ZM99 227V228H98ZM106 228H104L105 230L106 229H110V228H108L107 226H105ZM139 227V228H140ZM179 227V226H178ZM193 227H194V225H193ZM203 227V226H202ZM201 227V228H202ZM210 227H211V225H210ZM209 227V228H210ZM219 227V226H218ZM231 227V226H230ZM229 227V228H230ZM260 227V226H259ZM50 229V231H48L47 229ZM57 228V229H56ZM78 228H80V227H78ZM86 228V227H85ZM84 228V229H85ZM90 228V229H91ZM138 228V229H139ZM145 229L144 230H146V227H144ZM159 228H161V229H159ZM56 229V230H55ZM67 229H69V230H67ZM77 229V228H76ZM75 229V230H76ZM82 229V228H81ZM87 229V228H86ZM130 229V230H129ZM141 229H143L142 227H141ZM140 229V230H141ZM187 229V230H186ZM205 229V228H204ZM213 229V228H212ZM217 229V228H216ZM221 229V228H220ZM244 229H247V230H249V232H251V235H250V237L252 236H256L257 234H258V232L260 233V235L258 234L257 236H259V238L256 236V238L255 237H253L252 238V240H247V238H246V236L247 237H249V232L246 230H244ZM254 229V228H253ZM45 230L47 231V232H45ZM59 230V231H60ZM79 230V229H78ZM88 230V229H87ZM155 230H156V232H155ZM173 230V229H172ZM198 230V229H197ZM211 230V229H210ZM229 230V229H228ZM57 231V232H56ZM67 231H68V233H67ZM81 231V230H80ZM95 231V232H94ZM107 231V230H106ZM183 231V232H182ZM186 231H187V233H186ZM195 231V230H194ZM200 231V233H199V237H198V235H197V232H196V234H193L192 236H195V238L196 239H201L202 237L201 236H203V233H201V232H203V231H201L200 230V228H199V230H198V232ZM205 231V230H204ZM208 231V230H207ZM216 231V230H215ZM215 231H211V232H213V233H215L214 235H217V232H221L222 233V231L220 230L219 231V229H217V232H215ZM246 232V234H245V232ZM253 231H255V232H253ZM45 232V233H44ZM100 232V231H99ZM100 232V233H101ZM165 232V231H164ZM177 232V231H176ZM180 232V231H179ZM224 232H223V234H224ZM254 234H253V233ZM44 233V234H43ZM77 233V232H76ZM80 233V232H79ZM78 233V234H79ZM105 233V234H104ZM174 233H175V231H174ZM213 233H211L212 235H213ZM235 233H233V235L235 234ZM91 234V233H90ZM176 234H179V233H175V235ZM191 234H189L190 236H191ZM200 234H202V235H200ZM220 234V233H219ZM219 234L217 235L218 237H219ZM245 235V237H244V235ZM38 235L40 236V238L38 239ZM59 235H60V237H59ZM72 235V234H71ZM96 235H98V237L100 236V234H98V233H96ZM161 235V236H160ZM171 235H173V234H171ZM174 235V236H175ZM206 235V234H205ZM203 236L205 239H206V237L207 236ZM222 235V234H221ZM220 235V237L222 238L223 237V235L221 236ZM225 235V236H226ZM243 235V236H242ZM75 236V235H74ZM95 236V235H94ZM189 236V237H190ZM197 236V237H196ZM209 236V235H208ZM242 236V237H241ZM101 237H99L101 240H102V238ZM179 237L181 238L182 236H180L179 235ZM187 238L186 236H184V237H182L183 239L185 238L186 240L187 239H193L192 237H190V238ZM209 237H211V236H209ZM214 237H216V236H214ZM232 237V238H231ZM249 237V238H250ZM88 238V237H87ZM178 238V237H177ZM180 238H178V240H180ZM194 238V239H195ZM221 238H219L218 239V242H219V240L221 239ZM223 238H225V237H223ZM246 238V239H245ZM255 238V239H254ZM20 241H19V240ZM38 239V240H37ZM74 239V238H73ZM183 239H181L180 241L181 242H184V240ZM194 239H193V241H194ZM195 239V240H196ZM200 239H199V241H191V244H197L196 242H199L198 244H200V242L202 243V241L204 240L205 241V239H201V241H200ZM226 239V238H225ZM234 239V240H233ZM251 239V238H250ZM78 240V239H77ZM80 240V239H79ZM78 240V241H79ZM96 240V239H95ZM94 240V241H95ZM215 240H216V238H215ZM222 240V239H221ZM228 240V239H227ZM231 240V241H230ZM22 242V243H18V242ZM73 241V240H72ZM71 241V242H72ZM78 241H76L75 240V242L74 243H76V242H78ZM174 241H175V239H174ZM174 241H173V243H174ZM204 241H203V243H204ZM207 241V240H206ZM206 241H205V243H206ZM217 241V240H216ZM215 241V242H216ZM223 241H224V239H223ZM84 242V241H83ZM178 242V241H177ZM186 242V241H185ZM184 242V243H185ZM189 242V243H188ZM193 242V243H192ZM208 242V241H207ZM211 242V241H210ZM210 242H209V244H210ZM224 242H226V241H224ZM68 243V242H67ZM73 243V242H72ZM98 243V242H97ZM102 243H103V241H102ZM105 243V244H106ZM187 243L188 244H190V241H188L187 240ZM220 243V242H219ZM77 244V243H76ZM93 244H94V242H93ZM100 244V243H99ZM182 245H183V243H181ZM171 245H173V244H171ZM176 245H178V243L176 244ZM208 245V244H207ZM211 245V244H210ZM212 245H211V247H212ZM222 245V244H221ZM86 246V244H82V243H78L77 245H75V248H73L72 246V248H73V254L72 255H70L68 258H66V259H68L67 260V262H63V263H65V264H85L89 259H90V257H91V253H92V251H89V250H87L88 248H86L85 247ZM97 246V245H96ZM107 246V245H106ZM188 246V245H187ZM190 246V248H191V246L192 245H189ZM200 246H202V245H200ZM199 246V247H200ZM204 246V245H203ZM217 246H219V245H217ZM29 247L30 248H34L35 250L34 251H36L37 252V254H32V253H29L28 255L26 254V256H24V257H21V258H19V254H22L21 252H23V254H24V252H25V250H27V249H29ZM69 247H70V245H69ZM105 247V246H104ZM175 247V246H174ZM173 247V248H174ZM179 247H180V245H178V248L177 249H179ZM182 247V246H181ZM185 247H186V245H185ZM195 246H193L192 248H194ZM198 247V246H197ZM206 247V246H205ZM208 247H209V245H208ZM72 248H71V250H72ZM86 248V249H85ZM217 248H218V250H217ZM99 249V248H98ZM171 249V248H170ZM196 249H198V248H196ZM62 250V249H61ZM64 250V249H63ZM66 250H67V248H66ZM71 250L69 251V252H71ZM102 250V249H101ZM104 250H105V248H104ZM166 250H167V252H166ZM176 250V249H175ZM187 250V249H186ZM185 250V251H186ZM207 250V249H206ZM211 250V251H210ZM172 251H174V250H172ZM178 252L180 251V250H177ZM197 251V250H196ZM198 251H200V248L198 249ZM198 251L197 252H195V253H198ZM201 251H203L204 252V248L201 250ZM29 252V251H28ZM36 252H33V253H36ZM60 252H62V251H60ZM64 252V251H63ZM62 252V253H63ZM68 252V253H69ZM101 252V251H100ZM105 252V251H104ZM103 252V254L105 255V253ZM178 252H176V253H178ZM183 252V251H182ZM257 252H259L258 254H256L255 255V257L254 256H252L253 254H255V253H257ZM46 254L47 256L45 257H42V255L43 254ZM61 253V254H62ZM174 253H175V251H174ZM175 253V254H176ZM180 253H181V251H180ZM208 253V252H207ZM213 253V254H212ZM60 254V253H59ZM60 254V255H61ZM70 254V253H69ZM101 254V253H100ZM102 254V255H103ZM191 254V253H190ZM198 254H201V253H198ZM198 254H196V255H198ZM25 255V254H24ZM54 255H53V257H54ZM102 255H100V256H102ZM183 255H186V254H182L181 256H183ZM192 255H193V253H192ZM195 255V256H196ZM68 256V255H67ZM202 257H203V254L201 255ZM204 256H205V254H204ZM50 257V256H49ZM61 257V256H60ZM185 257V256H184ZM201 257V258H202ZM45 258H46V261H45ZM59 259V257H57L56 256V259ZM193 258V257H192ZM195 258V257H194ZM197 258H199V256L197 257ZM209 258H208V260H209ZM53 259V258H52ZM57 259V260H58ZM61 259V258H60ZM55 260V259H54ZM56 260V261H57ZM105 260V261H104ZM56 261H55V264H57L56 263ZM61 261H63V260H61ZM61 261H59L58 260V262H59V264H60V262ZM65 261V260H64ZM49 262V261H48ZM103 262L101 263V264H103ZM201 263V264H202ZM51 264H54V262L53 263H51ZM89 264H91V261L89 262Z\"/></svg>",
  "mask_w": 264,
  "mask_h": 264
}]
</instances>
